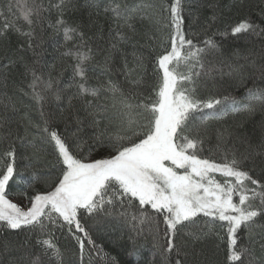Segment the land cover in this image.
Returning a JSON list of instances; mask_svg holds the SVG:
<instances>
[{
    "label": "snow or ice",
    "instance_id": "snow-or-ice-1",
    "mask_svg": "<svg viewBox=\"0 0 264 264\" xmlns=\"http://www.w3.org/2000/svg\"><path fill=\"white\" fill-rule=\"evenodd\" d=\"M225 11L238 18L221 31ZM216 36L243 45L225 55ZM0 42V264H107L91 230L109 229L130 254L150 237L148 264H264V0H8ZM216 74L244 98H202ZM229 115L253 128L213 127ZM64 230L74 249L54 242Z\"/></svg>",
    "mask_w": 264,
    "mask_h": 264
},
{
    "label": "trees",
    "instance_id": "trees-1",
    "mask_svg": "<svg viewBox=\"0 0 264 264\" xmlns=\"http://www.w3.org/2000/svg\"><path fill=\"white\" fill-rule=\"evenodd\" d=\"M7 2H8V0H0V4H6ZM12 2H13V4H15V0H12ZM80 2L82 3L83 0H80ZM230 2H231V0H220L221 7L223 8L225 5L229 4ZM248 2H250L252 4H258L259 0H248ZM203 14L207 15L208 14L207 10H204ZM246 14H247L246 9L239 13L240 16H243ZM252 17L256 18V10H253ZM237 18L238 17L236 14L225 11L224 19L218 24V27L220 28L221 31H223L226 24H230V23L235 22L237 20ZM54 19H55V17L53 15V20ZM81 21L87 23V14L86 13H76L70 17V22H72V23H77V22H81ZM100 26H102V29H103V31H102L103 39H100L99 36H97V38L93 39V41L91 43H92V46L94 49L97 46L107 47L109 24L107 21L104 20L103 17L100 18ZM138 27H141V26L138 25ZM144 27H146V25L141 27V31H143ZM194 30H198V28L194 29ZM84 31L89 36H92L98 32V28H92L91 31H89V29L86 27L84 29ZM48 35H51L50 30L48 31ZM209 35H211V33H209ZM215 38H216L217 42L220 43L222 50L224 51L225 55H230L234 49H236L237 47H242V45H243V41H237L231 37L223 38L221 36H216ZM60 39H62V38H60ZM200 39L201 40L203 39L202 35H201ZM5 43L6 42H0V54L3 53ZM141 43H146V41L142 39ZM16 45H17V37L15 35H12L11 36V46L13 48H15ZM45 47L47 49L45 59L51 61L53 59V57L55 55H57V53L55 52V50L51 46V41L46 43ZM126 51L131 53V51H132L131 45L127 46ZM114 61H115L114 66L119 67L120 66V54L119 53L115 54ZM242 62L243 61H241V63ZM61 67H63L64 71H63L62 75H60V79L64 83H67L69 77L72 75L71 68L68 67L67 63H65L64 65H61L58 62L57 63V73H54V74H59ZM149 71H151L150 66H149ZM90 75H91V71H90ZM117 78L122 79V77L113 76V79H117ZM15 79L17 80V82H19L20 77L16 76ZM228 79L229 78L227 76H225L223 79H221L219 74H216L215 87H213V83L211 81H209L207 88H201L200 94H201L202 98L207 99L210 96H215L216 98H222L224 96H229V97H234L237 100H242L246 94V89L228 87L224 83V81H226ZM95 82H96L95 79H93L91 81V83H93V84ZM257 84H258V86H264V84H260V82H257ZM61 86H63V85H61ZM248 87H252L251 83H249ZM34 115H35V113H34ZM259 119H260V116H259V114H257L255 117V120L258 121ZM242 120H244V118L241 116L233 117V116L229 115V116L225 117L223 121L219 122L218 125L214 124L213 127H216V126L229 127L231 129H233L235 132H242L245 130L250 131L253 128V124L249 123L247 121H245L243 128L238 127V125L240 124V122ZM59 130L61 132L64 131L63 124H60ZM88 131H90V130H88ZM215 146H216V139H215V135L213 134L212 136H210L206 140V142L204 144L205 151H204L203 155L207 156L208 155V149L209 148L214 149ZM49 151H51V149H49ZM22 168H23V165L21 164V169ZM27 174L28 173H25L26 176H27ZM217 179L222 180L223 178L219 177V175L217 174ZM10 190L15 192V191H17V188L13 184V187ZM10 199H14L17 201H20V200L24 201L23 198L19 197V196H13V197H10ZM149 211H151V210L149 209ZM91 224H92V221L89 220V221H87L86 226H91ZM126 231L127 230L125 229V235L123 236V238H121V235L119 232H114L111 229H109L107 232H104V231L97 232L95 230H91V234H92L93 238L97 241L98 244H102L104 246V252L107 253V258H108L107 264H111L112 259H114L116 261V264H148V262L152 258L151 252H150L151 238L149 237L147 241H145L144 238H140L139 244L135 250V254H130V253H133V246L127 238ZM18 238L23 239V236H20ZM54 242L57 243L61 249H74L75 248V242L70 240V238L68 237V235L66 233V230H64L63 233L61 231H56L55 236H54ZM217 244L220 245L219 258L221 260H223L224 259V253L226 252V243L219 241L215 237L210 238V241H209V247L210 248L214 249ZM67 259H72L74 261H78V257L75 255H70L67 257ZM85 264H88L87 255L85 257ZM93 264H106V262L104 260H95L94 259Z\"/></svg>",
    "mask_w": 264,
    "mask_h": 264
},
{
    "label": "rangeland",
    "instance_id": "rangeland-1",
    "mask_svg": "<svg viewBox=\"0 0 264 264\" xmlns=\"http://www.w3.org/2000/svg\"><path fill=\"white\" fill-rule=\"evenodd\" d=\"M12 200H13L14 203H18L21 206H23L26 203L25 201H21V200H20L21 202L20 201H17V200H14V199H12Z\"/></svg>",
    "mask_w": 264,
    "mask_h": 264
}]
</instances>
